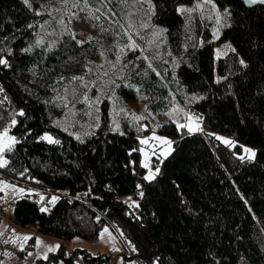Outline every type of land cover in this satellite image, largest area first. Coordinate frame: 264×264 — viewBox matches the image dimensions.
<instances>
[{
    "label": "trees",
    "instance_id": "16d2710c",
    "mask_svg": "<svg viewBox=\"0 0 264 264\" xmlns=\"http://www.w3.org/2000/svg\"><path fill=\"white\" fill-rule=\"evenodd\" d=\"M45 1L50 8H41ZM75 4L97 23L98 37L71 35L67 11ZM220 40L229 47L216 58ZM0 60V131L9 127L16 138L0 175L48 193L39 201L16 197L13 207L20 226L59 240L48 263L77 264L63 242L93 239L107 225L131 242L130 259L142 264H264V6L0 0ZM193 93L192 106L184 103ZM133 101L145 111L180 104L201 120L202 132L171 121L142 131L173 144L151 180L139 138L130 128L118 132L141 114ZM46 131L53 142L38 139ZM214 133L230 136L237 149L253 146L255 156L232 153L225 167ZM83 190V200L72 197ZM136 190L142 193L131 209L120 198ZM33 240L1 233L0 264H19ZM75 252L85 264L113 260Z\"/></svg>",
    "mask_w": 264,
    "mask_h": 264
},
{
    "label": "rangeland",
    "instance_id": "374dc122",
    "mask_svg": "<svg viewBox=\"0 0 264 264\" xmlns=\"http://www.w3.org/2000/svg\"><path fill=\"white\" fill-rule=\"evenodd\" d=\"M142 4L144 6L146 5L145 3ZM47 7L50 8L46 1L42 3V9H46ZM71 8H73L71 11H67V19L69 21V31L71 35L78 41H83L91 35H95L98 37L100 32L97 23L94 21L91 22L88 13L85 12L83 8H81L78 4L73 5ZM49 12H51L50 9ZM133 19L134 17L131 18L128 23L132 22ZM216 37L217 36H215V39ZM222 43L224 44L222 45ZM215 45L216 58L222 56L226 51H228L227 48L229 47V45L225 43V40H220L216 42ZM130 47L131 49H134L136 47L135 45H133L132 41H130ZM196 99L197 95L196 93H193L191 96L184 99V103L192 106V101L194 102ZM129 105L132 108L133 112H141V114H138L133 119H130L127 122L128 127H120L118 129V132H126V130L130 128L139 138L141 165L145 169L144 177L152 175V177L154 178L160 170L159 162H161V160L165 158L173 149L172 140L168 136L154 131L145 134L142 132L144 129L147 130L149 127H151V129H156L161 123H167L171 121L176 124L178 129L186 128L188 132L203 131L199 114L195 111H192L191 109H188L186 106L174 103L171 109H167L165 111H145L144 105L141 102L133 101L129 102ZM5 130H7L6 134ZM214 136L220 142V144L217 145L216 153L218 154L220 161L227 168H229L228 155H232V153L239 157L246 156L249 158H253L255 156L256 149L251 145L240 144V148L237 149L235 147L237 142L234 141L230 136L223 135L221 133H214ZM42 137H50L52 142L55 140L54 136L49 131L43 132L38 136L39 140L49 142V139H42ZM9 138H13L16 142L15 136L10 132L9 127H6L0 131V165L2 166L6 164L7 159L4 155L5 149L11 147L15 143ZM142 141H144V143H142ZM165 141H167L168 143H165ZM246 149H250L251 152L246 151ZM38 192L40 191L28 187L24 184L13 182L9 178L0 175V194L4 202L29 193L38 195ZM135 192H140L141 194L142 190H136ZM135 192L130 195L122 196L120 198V201H122L123 204L132 209L133 205L136 203V199H134V197H137L135 195ZM61 195L70 196L69 194L60 192H56L54 196ZM45 196H48L47 192H44V195L41 196V199H43ZM50 200L51 202L53 201L52 196ZM20 229L0 220V234L5 232V236L12 239L13 241L15 238H17V236L22 237L23 240H27L24 239L25 237H32V234L25 231L27 229H29L28 231L32 232L35 231L33 227H24V229ZM121 236L122 233L120 231H115L114 229H111L106 225L100 230L98 236L93 239L85 240L81 238H74L71 241L67 242V244L73 250L84 249L88 252L90 251L93 255L108 254L113 258V260H111L112 263L117 257L118 260L116 261V264H142L136 261V258L129 259V257L133 258L134 256V248L129 240L122 238ZM33 237L34 255H36L31 261H28L27 257L23 258V260L19 264H21L22 262H29L28 264H58L59 262H61L60 260L51 261L49 263L47 262L49 255L56 254L59 250L60 242L58 239L45 236L43 234L35 235ZM84 247H86V249ZM20 248L22 247L20 246ZM125 256L128 258L124 259ZM16 262L18 263L19 259H17L16 257L12 258V263ZM146 264H155V261L148 262Z\"/></svg>",
    "mask_w": 264,
    "mask_h": 264
},
{
    "label": "built area",
    "instance_id": "2783aa9c",
    "mask_svg": "<svg viewBox=\"0 0 264 264\" xmlns=\"http://www.w3.org/2000/svg\"><path fill=\"white\" fill-rule=\"evenodd\" d=\"M5 90L3 88V86L0 84V105H2L5 101ZM44 195V192L40 191L37 194H28V198L32 199V200H36L39 201L41 200V196ZM55 195V194H53ZM87 195V192L85 190L78 192L77 194L73 195L72 197L79 199V200H83ZM136 196L140 195V192H135ZM71 197V196H70ZM14 203H15V199H11L8 200L6 202L3 201L2 196L0 194V220L3 222H6L8 224H10L11 226L17 227L18 229L22 230L24 229V227L20 226L16 221H15V217H14V213H13V207H14ZM29 229L25 230L27 231V233L32 234L33 236L35 235H42L39 232L35 231H28ZM63 247L64 250L68 253V255H70L73 259V261H75L77 264H85L80 257L76 254L75 250L71 249L68 244L66 242H63ZM34 244L33 242H30L28 244L27 250H26V256L28 258V261L33 260L34 257ZM29 262L25 263L22 262L21 264H28ZM58 264H64L63 262H59ZM109 264H113L112 261Z\"/></svg>",
    "mask_w": 264,
    "mask_h": 264
},
{
    "label": "water",
    "instance_id": "95a60500",
    "mask_svg": "<svg viewBox=\"0 0 264 264\" xmlns=\"http://www.w3.org/2000/svg\"><path fill=\"white\" fill-rule=\"evenodd\" d=\"M240 1H242L246 7H254L256 5L264 6V0H254V2H253V0H240ZM139 256L140 255H138L137 257H139ZM124 258H128V257L125 256ZM129 259H130V257H129ZM117 260H118V258L116 257L115 261L113 263L116 264Z\"/></svg>",
    "mask_w": 264,
    "mask_h": 264
},
{
    "label": "snow or ice",
    "instance_id": "6c2138e0",
    "mask_svg": "<svg viewBox=\"0 0 264 264\" xmlns=\"http://www.w3.org/2000/svg\"><path fill=\"white\" fill-rule=\"evenodd\" d=\"M253 2H254V0H253ZM25 3H27V0H25ZM0 63H6V61L0 60ZM241 63H243V61H241ZM13 123H15V121H13ZM190 131H191V129H190ZM6 132H7V130H5V134H6ZM9 139L13 140V142H15L13 138H9ZM42 139H49V142H52L50 137H42ZM142 143H144V141H142ZM165 143H168V142L165 141ZM246 151L251 152L250 149H246ZM0 166H2V165H0ZM157 171H158V169H157ZM151 178H153L152 175L145 177V179H151ZM55 199H56V197H53V200H55ZM42 211H45V209H42ZM24 239H28V237H25Z\"/></svg>",
    "mask_w": 264,
    "mask_h": 264
},
{
    "label": "crops",
    "instance_id": "0c3cea01",
    "mask_svg": "<svg viewBox=\"0 0 264 264\" xmlns=\"http://www.w3.org/2000/svg\"><path fill=\"white\" fill-rule=\"evenodd\" d=\"M13 199H15V198H13ZM85 249H86V247H84ZM90 252V251H89ZM91 253V252H90ZM36 255V254H35ZM125 259V258H124ZM129 260V259H128Z\"/></svg>",
    "mask_w": 264,
    "mask_h": 264
}]
</instances>
